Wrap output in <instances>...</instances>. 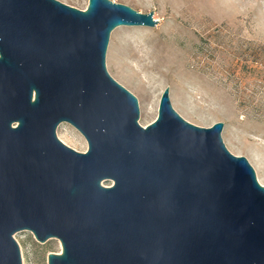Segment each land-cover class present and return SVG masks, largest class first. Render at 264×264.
Here are the masks:
<instances>
[{"label":"water","instance_id":"1","mask_svg":"<svg viewBox=\"0 0 264 264\" xmlns=\"http://www.w3.org/2000/svg\"><path fill=\"white\" fill-rule=\"evenodd\" d=\"M158 22L114 0H0V264H23V230L60 241L48 264H264V185L224 123L188 122L167 87L143 126L108 72L113 30Z\"/></svg>","mask_w":264,"mask_h":264},{"label":"rangeland","instance_id":"2","mask_svg":"<svg viewBox=\"0 0 264 264\" xmlns=\"http://www.w3.org/2000/svg\"><path fill=\"white\" fill-rule=\"evenodd\" d=\"M60 1L85 9L89 0ZM114 1L152 11L159 21L114 29L106 57L108 72L138 98L140 124L157 118L168 87L174 109L188 122L224 123L227 148L245 156L264 185V0ZM60 126L63 142L88 149L71 124ZM15 238L23 264H48L50 252H62L58 239L42 243L29 230Z\"/></svg>","mask_w":264,"mask_h":264},{"label":"bare ground","instance_id":"3","mask_svg":"<svg viewBox=\"0 0 264 264\" xmlns=\"http://www.w3.org/2000/svg\"><path fill=\"white\" fill-rule=\"evenodd\" d=\"M58 131H59L58 134L61 135L60 133L62 131V126L59 127Z\"/></svg>","mask_w":264,"mask_h":264}]
</instances>
